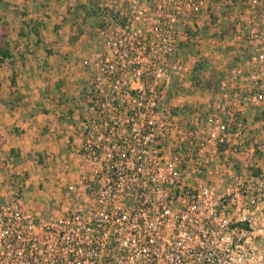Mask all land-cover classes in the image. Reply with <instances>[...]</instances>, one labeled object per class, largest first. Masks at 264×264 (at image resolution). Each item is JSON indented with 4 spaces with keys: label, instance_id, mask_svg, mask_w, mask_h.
<instances>
[{
    "label": "built area",
    "instance_id": "obj_1",
    "mask_svg": "<svg viewBox=\"0 0 264 264\" xmlns=\"http://www.w3.org/2000/svg\"><path fill=\"white\" fill-rule=\"evenodd\" d=\"M94 1L80 178L47 216L16 194L0 203V264H264V165L241 142L244 100L217 103L201 130L168 99L217 0ZM249 81L257 101L264 81Z\"/></svg>",
    "mask_w": 264,
    "mask_h": 264
},
{
    "label": "rangeland",
    "instance_id": "obj_2",
    "mask_svg": "<svg viewBox=\"0 0 264 264\" xmlns=\"http://www.w3.org/2000/svg\"><path fill=\"white\" fill-rule=\"evenodd\" d=\"M217 2L218 7L211 11L208 9L203 10L200 20V24H202L200 26L201 30L197 32V39L181 49V57L184 62L183 75L174 78L168 99L172 106L178 104L177 106L184 119L196 117L199 114L198 125L201 130H204L207 117L215 110L214 108L211 111L214 101L204 102L209 99V96L215 98L214 92L216 93L217 89L213 87H217L218 83L224 82L225 87L222 90H225V92L229 90L231 97H227L228 102H224L225 104L220 103L227 108L236 98L244 100L242 123L244 128L243 136H245H242V141L248 147H253L257 150L258 160L264 165V88L262 89L261 98L254 101L253 94L256 90L258 91L259 84L249 81V76L254 73L264 81V36L257 43L249 38L252 29L264 34V0H255V5L250 4V0H240L242 11L245 10L249 14L247 15L248 18L260 19V22H257L256 25L250 23L251 27L247 26L245 29L247 34L243 40L237 36L239 39L236 38V41H233L232 36L235 33L232 31L229 35L231 39H227L228 42L225 41L222 44V29H219L222 33L219 34L218 31H213L215 28L211 31L209 30V32L207 28L211 27L213 19L214 22H216L217 18L222 20L229 13L234 16V19H239L240 9L229 11L226 8L227 10H225L226 5L221 0H217ZM53 4L57 8L54 11L49 9ZM241 14L243 16V12ZM51 17L59 19L60 22L56 25L58 29L61 27L62 22L68 21L71 22V31L73 30L79 36H83L80 41L76 37L75 40L70 42V45L74 50H80V54L75 53L76 64L82 70L88 72L91 77V59L97 52L102 50L97 38V31L101 26V18L94 0H0V51L5 54L4 56L0 53V65L4 63V67L10 70L9 73L12 78L15 76L13 66L15 63L19 64L26 60L29 52L44 50L43 53L39 52L40 62H46L47 55L49 56L53 53V47L46 46L43 42L39 43L40 34L42 30L46 29L47 20ZM218 24L220 26V23ZM228 28L232 27L229 26ZM212 32H215L212 37H219L215 47H213L215 53L227 54L228 56L224 55L222 58L226 62L230 61L232 68L230 73H217L214 77L209 76L210 64L208 55L211 52L206 48V39L210 37L208 33ZM31 35L32 38L29 40ZM20 37H26V39L19 40ZM221 60L219 58L218 61L221 62ZM211 78L215 82L213 85L211 84ZM19 97V92L10 90V100H17ZM194 98H197V101ZM249 108L251 109L249 110ZM258 133L262 137L261 141L258 140L261 145L255 142L254 135L256 136ZM78 151L79 147L75 152L77 153ZM36 160L41 169H44L43 172H39V174H44L43 182L35 179L30 180V175L24 174L17 181L18 183L16 181L15 184L13 183V190H15L13 194L17 195L25 209L38 211L43 216H47L50 210L58 206V203L62 200L63 195L66 193L65 186L70 182H77L80 178L81 166L84 163L79 156L70 158L67 153L63 161L56 163V165L47 161L45 154H39ZM55 166L62 174L61 176H59L60 174L58 176L53 175ZM49 169H52V171ZM23 181H29V183L26 185L21 183Z\"/></svg>",
    "mask_w": 264,
    "mask_h": 264
},
{
    "label": "crops",
    "instance_id": "obj_3",
    "mask_svg": "<svg viewBox=\"0 0 264 264\" xmlns=\"http://www.w3.org/2000/svg\"><path fill=\"white\" fill-rule=\"evenodd\" d=\"M221 1L226 5L225 10L236 11L240 9L239 19L241 20L234 19V16L229 13L222 20L217 18L214 22L213 19L211 27L208 29L206 26L208 32L215 28L213 31H218L219 34L223 33L221 44L225 41L228 42L227 39H231L229 35L232 31L235 33L232 36L233 41H236L235 39L238 37L243 40L247 34L245 32L247 26L251 27L250 23L256 25L257 22H260V19L248 18L247 15L249 14L245 10L242 11L240 0ZM49 9L54 11L57 8L53 4ZM47 21L46 29L42 30L39 40V43L43 42L46 46L53 47V53L47 55L46 62H40L39 60V52L43 53L44 50L31 51L28 56L26 55V60L19 64L15 63L13 66L14 78L10 76V70L4 67V63L0 65V203L15 193L12 185L15 184V181L18 183L17 181L24 174L30 175V180L35 179L43 182L44 174H39V172H43L44 169H41L36 160L39 154H45L46 160L56 165V163L63 161L66 153L69 157L75 153L76 157L75 150L79 147L82 139L80 131V120H82L81 98L90 76L88 72H85L76 64L75 53L80 54V50H74L70 42L75 40L76 37L80 41L83 36H79L73 30L71 31V22H62L61 27L58 29L56 25L60 22L59 19L51 17ZM242 21L244 22L242 23ZM218 23H220V26ZM229 26L232 28L227 29ZM219 29H222L223 32L221 33ZM200 30L201 28L198 31ZM215 32L208 33L210 37L206 39V48L211 52L208 55L210 77H214L217 73H230L232 70L230 61L226 62L222 58L227 54L215 53L213 47H215L218 41L217 38H219L212 37ZM29 38L31 40L32 35ZM25 39L26 37H20L19 40ZM218 56L223 63L218 61ZM210 80L212 85L215 84L213 78ZM222 84L224 83L220 82L217 87H213L217 89V92H214L215 98L209 96V99L204 102L214 101L211 111L214 110L218 102L222 104L228 102L227 97L231 95L229 90L226 92L222 90ZM10 90L19 92L20 97L17 100H10ZM194 99L197 101V98ZM69 124H72L73 127H69ZM254 137L255 142L261 145L258 141L262 139L260 133L254 135ZM243 145L244 147L247 146L245 142ZM218 156V162L220 163L224 160H234L231 155L223 152ZM236 160L239 162L241 158ZM54 168L53 175L58 176L60 171L56 169V166ZM49 170L52 171V169ZM21 183L27 185L29 181Z\"/></svg>",
    "mask_w": 264,
    "mask_h": 264
},
{
    "label": "trees",
    "instance_id": "obj_4",
    "mask_svg": "<svg viewBox=\"0 0 264 264\" xmlns=\"http://www.w3.org/2000/svg\"><path fill=\"white\" fill-rule=\"evenodd\" d=\"M0 53H1V55H4L5 56V54H2V52L0 51ZM2 58H3V56H1ZM1 61V60H0Z\"/></svg>",
    "mask_w": 264,
    "mask_h": 264
}]
</instances>
